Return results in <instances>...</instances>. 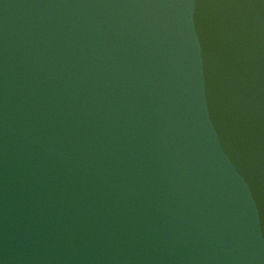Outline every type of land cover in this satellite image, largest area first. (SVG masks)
<instances>
[{"label":"water","instance_id":"obj_1","mask_svg":"<svg viewBox=\"0 0 264 264\" xmlns=\"http://www.w3.org/2000/svg\"><path fill=\"white\" fill-rule=\"evenodd\" d=\"M0 264H264V0H0Z\"/></svg>","mask_w":264,"mask_h":264}]
</instances>
